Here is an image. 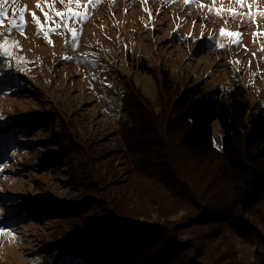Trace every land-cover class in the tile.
Wrapping results in <instances>:
<instances>
[{"label":"rangeland","instance_id":"obj_1","mask_svg":"<svg viewBox=\"0 0 264 264\" xmlns=\"http://www.w3.org/2000/svg\"><path fill=\"white\" fill-rule=\"evenodd\" d=\"M199 2L213 5L212 0ZM222 4L216 0L217 8L238 7L230 0ZM25 5L26 36L19 29L8 35L22 45L15 54L33 62L13 61L5 67L6 58L0 56V228L16 237L0 235V264H55L57 242L70 234H88L107 215L117 218L116 211L183 225L178 234H192L195 241L213 235L204 264H255L253 238L264 233V201L242 214L251 225L252 236L246 237L207 214L227 193L213 164L196 162L183 150L177 160L184 174L178 183H167L146 174L123 135L133 126L130 118L168 111L177 92L198 81L212 88L230 86L238 77L251 102L264 104V51L259 50L264 37L251 39L257 25L264 33V18L244 24L235 19L230 30L243 34L242 44L220 49L209 37L232 21L228 14L202 19L208 7H186L183 0L170 5L163 0L143 5L103 0L83 23L74 48L69 33L51 34V45L35 34L31 12L41 21L44 17L34 0H9L0 31L7 33L13 18L19 22L13 9ZM142 8L150 9L151 19ZM82 53H94L97 62L63 58ZM233 60L241 62L235 74ZM165 76L172 80L167 86ZM125 92L139 112L121 109ZM214 142L221 146L217 121ZM192 217L199 219L191 222Z\"/></svg>","mask_w":264,"mask_h":264},{"label":"trees","instance_id":"obj_2","mask_svg":"<svg viewBox=\"0 0 264 264\" xmlns=\"http://www.w3.org/2000/svg\"><path fill=\"white\" fill-rule=\"evenodd\" d=\"M163 83L167 86L172 80L165 76ZM177 93L168 111L130 118L133 126L123 135L126 145L134 150L146 174L151 172L167 183H178L184 174L177 160L183 150L196 162L213 164L215 177L224 183L227 193L220 205L209 209L208 216L252 236L251 225L242 214L264 201V104L251 102L238 77L230 86L209 88L198 81ZM125 95L121 109L139 112L132 95ZM216 121L221 130L220 147L214 142ZM184 184L182 187L189 186L187 181ZM116 212L117 218L115 213L107 215L88 234H70L57 242L55 264H204L210 254L211 234L196 236L195 241L192 234L191 238L178 234L183 225L171 226L167 219L155 222ZM263 240L260 232L253 238L255 264H264Z\"/></svg>","mask_w":264,"mask_h":264},{"label":"snow or ice","instance_id":"obj_3","mask_svg":"<svg viewBox=\"0 0 264 264\" xmlns=\"http://www.w3.org/2000/svg\"><path fill=\"white\" fill-rule=\"evenodd\" d=\"M103 0H43V4L41 0H36V7L40 10L41 15L44 17L43 21H41L40 17L36 15L35 11L31 12L32 23L36 29L35 34L41 38H43L50 45L53 43L49 37L51 34L57 33H69L71 35V44L75 48L78 46L79 38L82 35L83 28L82 25L84 22L91 18L92 10L99 6ZM110 2L114 3V0H110ZM130 3H140L141 5L146 4L147 0H129ZM178 2V0H163L165 5H170L171 3ZM9 3V0H0V28L4 26V17L7 14V9H5L4 5ZM12 3H16V0H12ZM59 3L61 5L60 9L56 8V4ZM184 5L187 7L189 5L195 6L199 3L201 8L208 7L207 5L200 3L199 0H183ZM223 0H221V4ZM259 0H230V4H234L238 7H228V8H216V7H208V13L202 17V19L210 20L212 15H217L219 17H223V13L226 11L229 15V18L235 20L237 18L241 19V23H256L257 17L264 18V9H261L258 6ZM212 4H216V0H212ZM254 6H256L254 8ZM247 8L248 11L244 12L243 9ZM47 9V10H45ZM143 11L149 13L150 19L151 11L147 8H142ZM28 11L27 5L24 7L17 9H13V12H18L19 22L13 18L10 21L9 27L7 28V33L0 31V56L5 57L4 65L5 67H12V62L15 61L16 65L21 63H32L33 61H29L27 57H21L16 55V51H22V45L18 40L9 39V35L11 31L14 29H19L22 35L26 36L25 28L27 27V20L25 19V14ZM159 11V10H158ZM183 23V21H182ZM195 25V21L193 22ZM147 27V25H145ZM180 24L177 25V30L180 28ZM257 32L253 33L254 42L255 38L258 35H264L259 31V25H257ZM192 36V34H189ZM194 38V36H193ZM201 38H203V31L201 33ZM210 40L215 42V46L223 49L225 47L235 45L240 46L243 41V34L240 31H231L230 25H228L227 20L225 21V25L220 27L218 36L209 37ZM224 41V42H222ZM65 43H69L66 39ZM260 51H264V45H262L259 49ZM245 51L247 48L245 47ZM255 53H253V56ZM66 60H82L87 61L89 63H96L97 59L94 53H82L79 57L75 56H64ZM233 65V73L235 74L239 69L235 67L236 64L241 63L238 60L230 61ZM251 62H249L250 65ZM18 70L24 71L25 69L19 68ZM253 76L259 75V72L253 73ZM102 84H105L107 87H111V85L106 84V81H101ZM2 171V168H0ZM8 235L11 239H15V234L6 230L5 228H0V235Z\"/></svg>","mask_w":264,"mask_h":264},{"label":"bare ground","instance_id":"obj_4","mask_svg":"<svg viewBox=\"0 0 264 264\" xmlns=\"http://www.w3.org/2000/svg\"><path fill=\"white\" fill-rule=\"evenodd\" d=\"M226 1H227V0H226ZM226 1L223 0V4H222L223 6L226 5ZM34 2H36V0H34ZM213 6L217 8V5H216V4H215V5H212V7H213ZM258 6H259L261 9H264V0H259ZM226 8H228V5L226 6ZM226 8H225V9H226ZM207 11H208V9L205 10V12H207ZM225 14H228V13L225 11V12L223 13V15H225ZM227 22H229L228 25L231 26L232 23L234 22V20H232L231 22H230V21H227ZM262 37H264V35H263ZM259 38H261V36L256 37V38H255V41H257V39H259ZM251 39L254 41V37H253V36L251 37Z\"/></svg>","mask_w":264,"mask_h":264}]
</instances>
